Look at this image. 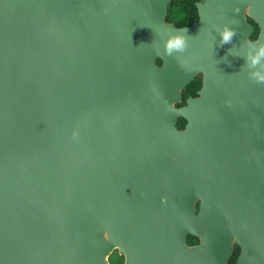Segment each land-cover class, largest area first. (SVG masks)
<instances>
[{
  "label": "water",
  "instance_id": "water-1",
  "mask_svg": "<svg viewBox=\"0 0 264 264\" xmlns=\"http://www.w3.org/2000/svg\"><path fill=\"white\" fill-rule=\"evenodd\" d=\"M173 1L0 0V264H264V0Z\"/></svg>",
  "mask_w": 264,
  "mask_h": 264
},
{
  "label": "clouds",
  "instance_id": "clouds-1",
  "mask_svg": "<svg viewBox=\"0 0 264 264\" xmlns=\"http://www.w3.org/2000/svg\"><path fill=\"white\" fill-rule=\"evenodd\" d=\"M187 30L184 32H178L176 34H169L161 36V39L164 41L163 45V54L167 57H174L176 54L184 53L188 48V37L185 34ZM220 35V45L223 46L225 44H230L233 41V38L237 35V31L235 28L229 27V25L225 24L222 29L219 30ZM249 45L255 46L257 45V37L253 36L249 40ZM159 52V49H156ZM229 54H232V49H229ZM244 65L243 68L250 69L248 71L249 79L257 84H264V65L261 66L260 69H257L256 66L261 64L262 58H264V44H260L258 48H256L255 54L247 53L243 57ZM226 60V57L224 58ZM254 69V70H253Z\"/></svg>",
  "mask_w": 264,
  "mask_h": 264
},
{
  "label": "trees",
  "instance_id": "trees-1",
  "mask_svg": "<svg viewBox=\"0 0 264 264\" xmlns=\"http://www.w3.org/2000/svg\"><path fill=\"white\" fill-rule=\"evenodd\" d=\"M198 0H175L169 5V11L167 15V20L169 22H174L178 26H185L190 25L194 21H197L199 19L198 10L196 7L195 2ZM249 20L253 22L251 18ZM259 27L255 24V31L251 35V38L253 36H258ZM158 63L161 64L162 61L159 59ZM202 86V75L199 74L196 79L190 83L184 90V97L183 101L179 105L185 104V100L189 95L196 96L198 89H200ZM186 124V120L183 118H180L178 121V127L184 128ZM188 242L190 244H194L198 242V238L189 236ZM234 257V256H233ZM233 259V258H232Z\"/></svg>",
  "mask_w": 264,
  "mask_h": 264
},
{
  "label": "flooded vegetation",
  "instance_id": "flooded-vegetation-1",
  "mask_svg": "<svg viewBox=\"0 0 264 264\" xmlns=\"http://www.w3.org/2000/svg\"><path fill=\"white\" fill-rule=\"evenodd\" d=\"M187 242H188V239H187ZM188 244H190V243L188 242ZM241 251H242V247L241 246L234 245V252H233V255L231 256L229 264H237V261H238V259L240 257V254H241ZM114 252H116L120 256V254L118 253V250H115ZM124 262H125V258H124V256L121 255L120 260L116 264H124Z\"/></svg>",
  "mask_w": 264,
  "mask_h": 264
},
{
  "label": "rangeland",
  "instance_id": "rangeland-1",
  "mask_svg": "<svg viewBox=\"0 0 264 264\" xmlns=\"http://www.w3.org/2000/svg\"><path fill=\"white\" fill-rule=\"evenodd\" d=\"M121 255L119 256L116 252L113 251V253L109 256V260L111 264H116L120 260Z\"/></svg>",
  "mask_w": 264,
  "mask_h": 264
}]
</instances>
